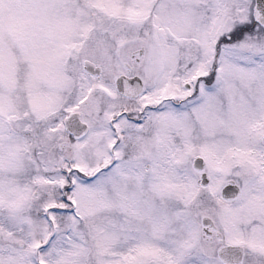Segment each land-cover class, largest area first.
I'll list each match as a JSON object with an SVG mask.
<instances>
[{"label": "snow or ice", "instance_id": "obj_1", "mask_svg": "<svg viewBox=\"0 0 264 264\" xmlns=\"http://www.w3.org/2000/svg\"><path fill=\"white\" fill-rule=\"evenodd\" d=\"M0 264H264V0H0Z\"/></svg>", "mask_w": 264, "mask_h": 264}]
</instances>
